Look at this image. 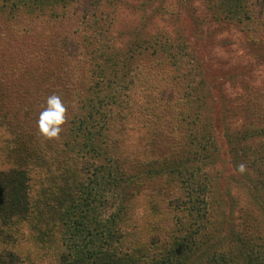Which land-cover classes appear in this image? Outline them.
Returning <instances> with one entry per match:
<instances>
[{"label": "trees", "instance_id": "1", "mask_svg": "<svg viewBox=\"0 0 264 264\" xmlns=\"http://www.w3.org/2000/svg\"><path fill=\"white\" fill-rule=\"evenodd\" d=\"M121 1L0 0L8 20L40 11L52 38L39 42L31 27L17 34L39 93L34 82L13 87V56H4L0 110L18 97L23 115L37 103L41 112L52 94L67 107L59 138L42 136L34 120L20 123L25 138L0 144V264H264V87L223 112L243 118L223 121L222 137L254 210H241L250 232L238 229L220 254L213 247L237 229L217 125L192 83L198 61L188 41L166 33L136 37L127 61H111ZM201 1L212 20L246 30L264 57V0ZM67 149L79 166L60 159ZM23 226L37 233L36 256L20 250Z\"/></svg>", "mask_w": 264, "mask_h": 264}, {"label": "rangeland", "instance_id": "2", "mask_svg": "<svg viewBox=\"0 0 264 264\" xmlns=\"http://www.w3.org/2000/svg\"><path fill=\"white\" fill-rule=\"evenodd\" d=\"M118 10L116 23L113 24L111 30L116 40L114 50L111 49L115 54L111 61L116 60L119 65H122L121 62L127 61L128 52L132 49L136 37L146 40L150 34L160 35L164 33L168 34L171 39H176L179 36L188 41L198 61L195 66V79L192 83L195 91L204 98L205 107L209 109L207 115L212 116L210 120L212 119L213 123L217 125L218 143L220 145L219 166L223 168L225 179L228 180L227 186L230 187L232 195V198L228 197L229 202L227 203V206L230 207L231 204L233 208L230 226L236 227L231 229H237L229 232L226 238L219 240L213 247V250L222 254L229 246L233 245L232 241L236 240L238 229L242 233L250 232L247 226L249 225L247 214L241 212V210L247 207L254 208L250 205L246 190L241 188L238 183V178L235 177L236 174L233 172L232 166L228 164L230 155L228 154L226 141L222 137L221 123L223 121L241 125L243 118L234 116L239 111H232L226 112V119H223V112L226 109L240 108L243 101L242 95H246L250 90L264 87V57L258 55V51L252 44L250 34L246 30H242L241 27L235 24L217 23L209 18L206 5L201 0H122ZM39 12H34L32 17L25 13L23 8L19 10L15 17H9L11 18L10 21L7 19V14L0 10V13H3L0 19L6 20L4 23L0 20V65L3 63L4 56H13L6 63V65L11 64L15 68L16 76L11 77V81L15 82L13 87L20 82L26 84V89L34 82L36 94L39 93V78L32 74L31 61L27 62L28 67L24 66L25 60L28 59L29 46L26 48L25 41L20 43L17 34L23 33L26 35L25 30L31 27V37L39 42L46 39L51 40L50 33L44 29ZM5 25L6 27L2 28ZM30 47L32 46L30 45ZM33 48L31 51H33ZM43 81L46 82L47 80ZM88 82V78H86L84 83L88 84ZM205 82L209 84L210 92L204 90L203 84ZM20 99L24 101V98L17 97L11 103L5 104L2 111L0 110V125H2L0 126V144L4 147L6 142L16 140L18 136L26 137L25 134H22L24 130L20 128L21 124L31 125L34 120L38 122L42 105L39 107L36 106L39 103H32L34 105H31V110L23 115L19 106L21 104ZM65 143H69V140ZM4 147L2 153L5 152V150L3 151ZM62 152L60 154L61 160L73 165H80V162L74 160L73 150L67 149L62 150ZM225 179L221 183L222 188L226 184ZM110 205L104 209V217L108 216L112 209V200ZM34 234L37 233L33 226L29 228L23 226L21 251L34 255L33 251L38 245L33 238ZM42 248L44 249L43 246ZM37 250L40 253V248ZM213 250L212 252H214ZM241 264H244V261Z\"/></svg>", "mask_w": 264, "mask_h": 264}, {"label": "clouds", "instance_id": "3", "mask_svg": "<svg viewBox=\"0 0 264 264\" xmlns=\"http://www.w3.org/2000/svg\"><path fill=\"white\" fill-rule=\"evenodd\" d=\"M67 119V107L59 94H52L46 99V107L40 112L38 128L42 136L48 139L59 138ZM244 171V165L239 166Z\"/></svg>", "mask_w": 264, "mask_h": 264}]
</instances>
